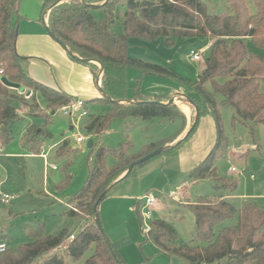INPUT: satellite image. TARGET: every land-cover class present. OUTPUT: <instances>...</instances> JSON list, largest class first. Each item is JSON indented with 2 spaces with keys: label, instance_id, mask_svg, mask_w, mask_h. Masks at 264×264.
Instances as JSON below:
<instances>
[{
  "label": "trees",
  "instance_id": "obj_1",
  "mask_svg": "<svg viewBox=\"0 0 264 264\" xmlns=\"http://www.w3.org/2000/svg\"><path fill=\"white\" fill-rule=\"evenodd\" d=\"M19 2L0 0V146L13 141L12 126L22 119L23 107L29 106L26 115L42 118L45 124L29 123L24 141L28 151L40 154L44 137L52 136V133L47 127L50 121L47 114L36 112L39 111L36 110L39 109L36 100L41 99L47 111L56 113L72 102V97L33 79L23 70L22 61L25 58L16 48L21 19ZM253 2L256 6L254 13L249 10L245 0H227L223 11H217L210 1L205 0L44 1L43 10L51 8L48 30L55 38L79 58L76 60L90 68L95 79L96 64L84 60H96L103 65V93L90 103L105 104L109 109L107 113H88L83 122L86 132L100 136L114 120L131 118L143 121L155 117L171 122L179 120L183 126L174 136L150 141L139 149L129 138L121 141L117 147L93 142L89 175L80 190L69 198L72 205L65 211V214L85 220L82 230L66 244L67 230L53 235L46 233L44 224H27L23 230L29 241L11 247L0 229V242L8 244L6 252L0 256V264H67L65 257L80 261L88 251H91V255L82 264H128L112 243L110 249L105 230L99 226V207L108 194L100 197L128 170L131 163L171 142L180 135L187 122L176 102L167 104L170 98H145L141 93L140 81L132 86L134 93L129 98V68L138 69L143 74L174 75L162 65L132 58L129 55V41L133 37L147 41L163 39L166 46H174L181 37H207L212 40L205 67L192 84L200 99L195 96L192 99L198 109V121L203 115L213 116L217 138L208 156L191 170L190 178L194 182L209 178L214 182L215 190L228 187L234 194L239 180L222 177L218 173V163L227 157L230 148L219 106L231 105L236 109L238 116L234 117V122L264 123V56L249 45L251 42L255 47L264 49V0ZM3 77L19 85L20 90L25 87L33 89L36 97L26 100L16 90L6 86L1 80ZM207 84L211 89L207 88ZM217 94L223 97L220 102ZM126 99H136V102H116ZM196 118L195 110L189 128L191 132L167 147L163 153L176 150L191 136L198 125V121L194 125ZM72 151L68 140L56 145L53 161L62 164V177L55 185L56 189H65L72 179ZM145 163L135 166L128 177L137 174ZM97 202L99 205L95 212ZM136 207L139 214V204ZM187 207L196 219L192 242H179L177 230L169 219L156 217L150 221L147 239L161 253L190 264H264V208L251 201L237 208L229 198L222 196H204L187 204ZM139 218L142 226L141 216ZM59 247H64L63 255L51 253Z\"/></svg>",
  "mask_w": 264,
  "mask_h": 264
},
{
  "label": "rangeland",
  "instance_id": "obj_2",
  "mask_svg": "<svg viewBox=\"0 0 264 264\" xmlns=\"http://www.w3.org/2000/svg\"><path fill=\"white\" fill-rule=\"evenodd\" d=\"M205 1H210L217 11H223L227 3V0ZM245 2L249 10L254 13L256 6L253 0H245ZM25 6L29 13L34 11V2H28ZM44 11L47 17L50 8H45ZM39 20L42 24L41 18ZM211 41L207 37H181L176 40L174 46H166L163 39L147 41L136 37L131 38L129 55L132 58L162 65L174 75L143 74L138 69L129 68L127 72L128 83L131 86L128 91L129 98L133 97L132 86L140 81L141 93L145 98L175 96L178 106H188L193 118L195 107L178 94H185L191 98L195 96L200 99L193 90L192 84L198 80L200 72L205 67V60L210 54ZM249 45L264 56V49L255 47L251 42ZM192 51L197 52L201 59L195 60L191 54ZM94 64L97 66L98 78L100 65L97 62ZM1 80L4 83V79ZM206 86L211 89L210 84ZM14 90L26 100L36 97L35 91L28 87ZM79 98L88 102L85 107L91 114L108 112L107 105L101 104L99 107L90 103L93 98L85 93ZM222 99V95L217 94L218 102ZM36 102L39 104L37 107L39 109H36L39 111L36 112L47 114L50 120L47 127L52 136L44 137L43 144L45 150L52 145L49 162L41 155L42 150L40 154H33L26 148L24 141L26 126L31 122L45 124L42 118L26 115L29 106L23 107L22 119L12 126L13 141L8 145H1L3 152L0 154V193H7L15 198L10 203L0 201V229L7 236L11 247H17L29 241L23 230L27 224L32 226L44 224L46 233L53 235L67 230L66 244L71 240L70 235H77L82 230L85 220L65 214V211L68 206L72 205L69 198L80 190L89 175V163L93 161L89 144L98 142L105 146L117 147L121 141L129 138L139 149L150 141L171 135L176 128V124L158 117L147 121L139 118L116 119L108 130L97 136L83 129L86 116L72 121L70 116L65 115L59 109L55 114L47 111L41 99H37ZM219 108L230 148L227 157L218 163V173L222 177L239 180L238 188L234 194L232 193L230 201L237 208L246 201H251L264 208V123L241 120L234 122V117L238 116V113L233 106L221 105ZM205 116H201L194 132L176 150L163 153L147 161L138 169L137 174L117 183L101 202L99 214L103 229L112 245L120 251L128 264H171L172 259L173 264L176 260L190 264L178 257H170L159 252L156 245L147 239L145 227L150 221L143 218L146 211L144 200L142 201L143 195L146 196L148 193L155 195L157 203L152 210L153 218L158 217L162 209L166 218L176 228L181 243L192 242L196 230L195 215L187 207L188 203H184L185 200L189 198L196 201L204 196H223L220 195L221 191L231 195L228 187L215 190L214 182L209 178L195 182L190 178V168L205 159L216 141V123L212 116H210L211 121L205 120ZM179 123L182 128L183 125L178 120ZM71 125H76L75 129L72 130ZM189 128L186 122L180 135L187 132ZM78 133L85 138L83 143L76 142L75 134ZM174 135L175 133L172 134ZM179 136L171 142H176ZM63 140H68L73 147L72 179L68 187L59 190L55 185L61 180L62 164L55 163L53 155L56 145ZM54 164L57 165V170L53 169ZM232 167H235L236 171H232ZM252 175L255 178H252ZM179 185L181 186L176 188ZM170 189L183 198L182 202L175 201L170 195ZM137 202L140 204L139 214L136 207ZM139 216L144 226L140 225ZM64 252V247H59L51 253L63 255ZM90 255L91 251H88L80 261H73L67 256L65 261L67 264H82Z\"/></svg>",
  "mask_w": 264,
  "mask_h": 264
},
{
  "label": "crops",
  "instance_id": "obj_3",
  "mask_svg": "<svg viewBox=\"0 0 264 264\" xmlns=\"http://www.w3.org/2000/svg\"><path fill=\"white\" fill-rule=\"evenodd\" d=\"M44 1L45 0H20L18 5V11L19 14L21 15V19L19 21L16 48L18 53L25 58L22 61L23 70L26 73H28L33 79L47 86L53 87L55 89H58L62 92L69 94L72 97V101L81 100L79 96L84 93L87 96L92 97L93 99L101 97L102 93L99 90V85H101V79H99V76L98 78L95 79L90 68L87 65H83L84 63L81 64L82 62L74 59L65 49V47L60 42H58L54 37H52L51 34L49 33L48 15L46 17V11L43 10ZM28 2H34L35 4L33 9L34 11H32V13H29L27 7L25 6ZM39 18H41L42 24L39 22L40 21ZM84 102L86 105H88V102L86 101ZM95 105L100 107V104H95ZM180 108L182 109V111L186 116L187 128H189V126H191L192 123L191 110L186 105L182 107L180 106ZM210 116L212 115L207 114L204 117L205 120L211 121ZM172 123L176 124L175 126L176 128L172 133L174 134L176 133V131L180 129L181 124L180 123L178 124V120L173 121ZM71 129L72 130L75 129L74 125H71ZM186 133L187 132H184L178 138L184 137ZM172 134L164 138L171 137ZM75 135H76L77 143H83L85 141L84 140L82 142H78L77 134ZM51 149H52V145L47 147L46 150H45V145H43L41 149L42 150L41 155L45 154L47 156L46 158L48 159V161L46 160L47 162H49L50 160L49 155L52 151ZM199 163H196L193 167L190 168V170H192ZM54 166H56V168H54ZM53 169L57 170L58 169L57 165L54 164ZM252 178H255V176L252 175ZM124 180H127V178ZM181 185L177 186L176 188H179ZM172 192L174 191L170 189V195ZM161 194L163 196L164 195L166 196V194L164 193ZM220 195H223L222 197L224 198L230 199L233 194L230 195L225 191H221ZM153 196L155 197V195ZM174 199L177 202H182L183 198H181L180 195H176ZM196 201L195 200L193 201L192 199L188 198L187 200L184 201V203L189 204V203H194ZM137 204L139 203L137 202L136 205ZM158 217L166 218L165 214L162 212V209L160 210ZM171 264H173V259ZM175 264H185V263L181 262L180 260H176Z\"/></svg>",
  "mask_w": 264,
  "mask_h": 264
},
{
  "label": "built area",
  "instance_id": "obj_4",
  "mask_svg": "<svg viewBox=\"0 0 264 264\" xmlns=\"http://www.w3.org/2000/svg\"><path fill=\"white\" fill-rule=\"evenodd\" d=\"M193 58L195 60H199L201 59V56L197 53L192 51L191 52ZM2 73V71H1ZM81 110V111H80ZM59 111L63 112L65 115L70 116L72 121H76L78 119H81L85 116L88 115V110L85 107V102L83 100H78V101H72L67 105L62 106ZM74 127H76V125H74ZM85 138L78 133L77 134V141L78 142H82L84 141ZM3 152V148L0 146V154ZM43 156L45 158H47V156L45 154H43ZM54 168H56V166H54ZM233 171H236L235 167H232ZM177 194L175 193H171V196L174 198ZM15 197L13 195L7 194V193H0V201L3 203H10ZM144 200V206L146 208V211L143 214V218L144 220H148L151 221L153 219V209L156 207V203H157V199L153 196V195H146L142 198V201ZM75 209V208H74ZM76 210V209H75ZM144 226V223H143ZM150 230V223L145 227V231H146V235L148 234ZM75 234L70 235V239L74 240L75 238ZM8 248V244L6 242H0V256L6 252Z\"/></svg>",
  "mask_w": 264,
  "mask_h": 264
},
{
  "label": "water",
  "instance_id": "obj_5",
  "mask_svg": "<svg viewBox=\"0 0 264 264\" xmlns=\"http://www.w3.org/2000/svg\"><path fill=\"white\" fill-rule=\"evenodd\" d=\"M82 1L84 2V0H82ZM149 3H150V5L152 4V2H149ZM50 10H51V8H50ZM48 31H49V30H48ZM49 33L51 34L52 37L55 38V35H54L51 31H49ZM55 39H56L58 42H60L57 38H55ZM60 43H61V42H60ZM61 44L65 47V49L68 51V53H69L73 58H75V59H79L77 56H75V55H74V54L68 49L67 46H65L63 43H61ZM84 61H92V62H97V63H99L100 68H101V70H100V75H99V79H101L102 68H103L102 63L99 62V61H96V60H89V59H85ZM3 79H4V84H5L6 86H8V87H10V88H14V89H19V85H17V84H15V83H12V82L8 81L5 77H3ZM99 90L101 91V93H103V90H102L101 85H99ZM178 96L187 99V101L195 107V109H196V115H197V118H196L195 123H194V125H195V124L197 123V121H198V118H199V113H198V109H197V106H196L195 102H194L193 99H192L191 97H189L188 95H185V94H178ZM107 98L110 99V100H112L110 97H107ZM116 102H133V103H135V102H136V99L117 100ZM156 102H157V101H151V103H156ZM174 102H176V99H175V96H172V97L170 98V100L167 102V104H171V103H174ZM53 114H55V112H53ZM194 125H193V127H194ZM193 127H192V128H193ZM192 128H191V129H192ZM190 132H191V130H188L187 133L185 134V136H184V137H180V138H178V140H176V142L179 141V140H181V139H184L186 136H188V134H189ZM174 142H175V141H174ZM174 142L168 143V144H166V145H164V146H162V147H160V148L154 150V151L151 152L150 154H147L146 156L140 158V159L137 160L136 162L131 163V164L128 166V170H127V171H126V172H125V173H124L119 179H117V180H116L111 186H109V187L107 188V190L101 195L100 199L103 198L106 194H108V193L110 192V190H111V189H112L117 183H119V182L123 181L124 179H126V178L131 174V172L133 171V169L135 168V166L140 165V164H142V163H145V162L149 161L150 159H152L153 157H156V156L162 154V153L164 152V150H165L167 147L172 146V145L174 144ZM176 142H175V143H176ZM88 146L91 147L92 144H89ZM98 205H99V202H97V204H96V206H95V212H97ZM99 219H100V218L97 217V221H98V223H99V226H100V228L103 229V226H102L101 221H100ZM105 239H106V242H107V244L109 245L110 249L112 250V245H111L110 240L108 239L107 236H105Z\"/></svg>",
  "mask_w": 264,
  "mask_h": 264
},
{
  "label": "bare ground",
  "instance_id": "obj_6",
  "mask_svg": "<svg viewBox=\"0 0 264 264\" xmlns=\"http://www.w3.org/2000/svg\"><path fill=\"white\" fill-rule=\"evenodd\" d=\"M186 108V107H185Z\"/></svg>",
  "mask_w": 264,
  "mask_h": 264
}]
</instances>
